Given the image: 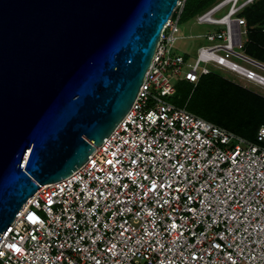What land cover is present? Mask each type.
<instances>
[{
	"label": "built area",
	"instance_id": "1",
	"mask_svg": "<svg viewBox=\"0 0 264 264\" xmlns=\"http://www.w3.org/2000/svg\"><path fill=\"white\" fill-rule=\"evenodd\" d=\"M185 1L129 111L81 167L27 200L0 235V264H264V126L249 141L172 102L179 82L224 72L264 97L239 16L254 0L193 17L209 27L185 37L206 43L194 57L173 49Z\"/></svg>",
	"mask_w": 264,
	"mask_h": 264
},
{
	"label": "water",
	"instance_id": "2",
	"mask_svg": "<svg viewBox=\"0 0 264 264\" xmlns=\"http://www.w3.org/2000/svg\"><path fill=\"white\" fill-rule=\"evenodd\" d=\"M179 0H0V235L131 108Z\"/></svg>",
	"mask_w": 264,
	"mask_h": 264
},
{
	"label": "trees",
	"instance_id": "3",
	"mask_svg": "<svg viewBox=\"0 0 264 264\" xmlns=\"http://www.w3.org/2000/svg\"><path fill=\"white\" fill-rule=\"evenodd\" d=\"M216 1L186 0L182 14L186 11V18H193ZM239 16L245 19L247 26L245 54L264 64V0H254ZM183 82L188 84V98L192 101L191 104L185 103L189 112L254 141L258 128L264 126V97L216 73L201 77L196 85L179 82L173 103H178L177 100L183 97Z\"/></svg>",
	"mask_w": 264,
	"mask_h": 264
},
{
	"label": "rangeland",
	"instance_id": "4",
	"mask_svg": "<svg viewBox=\"0 0 264 264\" xmlns=\"http://www.w3.org/2000/svg\"><path fill=\"white\" fill-rule=\"evenodd\" d=\"M193 18H186V11L184 12V15L182 14V19L179 25V37L180 38L174 45V53L176 54H188L191 57H194L196 54V50L199 47L205 46V42L202 40H196L194 38L186 39L187 36H195L199 34H203L207 32L208 28L207 26H198L193 22ZM243 39L245 37L243 36ZM222 76L230 81H234L236 83L242 84L243 82L241 80H238L236 76L232 73L224 72L222 73ZM176 83V81H174ZM183 89L185 90L183 93V97L180 100H177L178 103H174L177 106H183L185 103L191 104L192 101L189 100V92H187L188 84L186 82H183ZM249 88L254 91H261L259 88L253 87L249 85ZM252 92V91H251ZM173 102V101H172ZM179 104V105H178Z\"/></svg>",
	"mask_w": 264,
	"mask_h": 264
}]
</instances>
